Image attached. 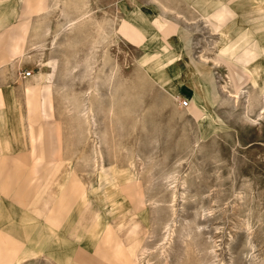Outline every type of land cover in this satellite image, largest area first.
Masks as SVG:
<instances>
[{"label": "rangeland", "instance_id": "rangeland-1", "mask_svg": "<svg viewBox=\"0 0 264 264\" xmlns=\"http://www.w3.org/2000/svg\"><path fill=\"white\" fill-rule=\"evenodd\" d=\"M150 1L112 0L110 7L97 8L93 0H47L48 13L38 8L32 12L36 43L31 79L39 77L45 87L32 85L26 91L37 108L42 104L41 113L37 111L34 117L41 114L40 120L56 130L60 176L73 182L71 195L61 200L60 209L70 206L71 196L79 198L88 185L92 187L81 206L90 197L95 200L88 214L77 215L62 232L73 239L86 216L83 228H109L117 220V226L138 231L133 236L128 230L125 240L135 242L128 249L135 255L145 251L144 264H203L205 260V264H264V96L251 77L237 83L230 80L220 59V36L184 3H176L180 8L166 15L176 25L160 18L158 4L153 17L160 18L175 39L178 26L190 31L189 55L178 39L169 47L149 21L139 28H145L139 40L125 35L124 25L142 15L138 8H130ZM161 1L168 6L171 0ZM234 1L241 9L240 13L232 10V22L249 28L247 19L260 13L258 1L253 10L244 7L253 0ZM123 8L130 11L128 16ZM27 24L20 26L23 37ZM254 29L252 38H257L264 33V23H257ZM151 31L157 32V39H146ZM20 52L22 55L23 50ZM146 52L150 53L149 63L153 62L144 65L142 62L148 63ZM202 65L212 70L216 85L218 98L210 103L189 85L188 73L198 80ZM177 77H185L184 85L173 94L165 83ZM19 94L24 98L23 88ZM182 100L190 102L188 109L182 108ZM91 104L93 117L89 115L87 120L81 112ZM19 107V112H27L24 105ZM3 111L7 112L6 106ZM3 122L0 130L6 127L5 119ZM34 122L40 127V121ZM39 131L42 152L43 132ZM0 140L7 146L6 152L0 150L1 165L10 160L15 182L24 183L28 172L37 168L30 162V147L21 145L20 152L11 155L12 138L2 135ZM47 163L40 168V183L46 182V171L51 168ZM1 172L4 175L3 167L0 176ZM132 175L137 181L126 183ZM24 185L16 199L28 220L16 222L19 228H39L44 219L27 215L28 199L36 186ZM70 187L66 186L69 192ZM132 194H140L146 201L144 210L136 214L129 202ZM43 197L36 205L50 213L52 209L48 212L45 204L53 208L54 201L49 204V193ZM5 219L8 223V216ZM50 225L57 228L56 219ZM167 225L176 234L165 260L160 253ZM116 230L117 240L124 243ZM186 231L192 236L183 244ZM85 251L93 255L89 248ZM98 255L103 259L102 253ZM46 263L41 259L33 264Z\"/></svg>", "mask_w": 264, "mask_h": 264}, {"label": "crops", "instance_id": "crops-1", "mask_svg": "<svg viewBox=\"0 0 264 264\" xmlns=\"http://www.w3.org/2000/svg\"><path fill=\"white\" fill-rule=\"evenodd\" d=\"M41 1L43 2V0ZM93 1L95 2L94 7L106 8L110 7L112 0ZM153 1L151 0L149 5L144 4L145 6L143 7L134 6L130 9L135 10V8H138L141 11L140 13L149 19V24L154 28V22L157 19H166V15L175 11V9L180 8L176 3H184L187 10H192L193 8L201 15L203 21L211 29L214 35L215 32L208 24L209 15L207 10H209V8L226 7L236 13H240L238 10L241 9V5H237L234 0H186L188 3H191L192 6H189L182 0H175V2L174 0H171L167 2L168 6L164 5L161 0ZM45 3H47V0H45ZM37 4L38 0H0V121L2 124H4V119L7 122L6 127L0 130V138L2 135L12 138L11 146L13 147L14 152H12L13 154L11 155H14L20 152L19 149L21 148V145H28L33 152V121H40V127L37 126V130L39 131L41 128V131L43 132V144L41 147L42 152L40 151V158H38L37 161L32 153L30 157V162H32L33 166H36L37 168L28 172L25 176L24 183L15 182L16 178L12 176L10 171L11 161L7 160L1 165L0 154V169L3 167L5 172L4 175L1 172L0 176V264H33L41 259L47 261L48 263L46 264H57V262L59 264H117L116 256L111 251L113 247L112 245H117V247L124 249L133 248L135 242H126L125 240V234L130 228H83V221H85L86 216L83 217L80 227L75 231L73 239L71 238L72 240L68 239L62 232V228H65L66 230L69 229L68 227L72 225L73 220L77 215H81L84 211H87L86 213L88 214L89 209L94 204L95 200L93 197L88 198L86 200H89L88 203L82 207L81 203L85 201L83 198L84 191L77 199L71 196L72 202L70 206H67L64 210L60 209L61 200L65 199L67 195H71L70 193L73 182H71L72 180L69 178L63 176L62 179V176H60V161L56 160V155H59L56 130L52 127L49 128L48 122V124L45 125V121L40 120L41 114L39 115V113H41V108L39 107L42 104H39L38 106L39 113L35 117L32 115L29 108V101L31 98L28 97L26 91L28 86L29 88H31L32 85L37 86L39 89H43L45 86L43 85L42 80L37 76H34L36 77V82L33 81L34 77L24 81H21L22 79L18 80L19 72L24 70L30 71L32 69V59L34 58L33 46L36 43V38H34L35 17H33L32 12L35 8H38ZM156 4L159 5L158 8L161 12L160 18L153 17ZM29 7L31 10L28 11L27 9ZM244 7L253 10L258 7V5L256 0H253ZM166 20L175 24L168 19ZM23 22L25 25L29 22V29L26 31L25 37H23V35L21 36L20 30V26ZM248 22L254 23V21ZM178 27L179 31L176 39L180 40L181 36L187 35L190 36L192 41V34L190 31L186 27ZM156 34V31H151L146 39H157ZM22 50L23 54L21 55L20 51ZM18 58L20 59L18 60ZM22 88L25 95L24 98L19 96V92ZM20 105H24V109L27 107V112H19ZM5 106L7 107V112L3 111ZM0 143L1 152H6L7 146L2 140H0ZM46 160L49 161L47 164H49L48 166L51 168L46 171V182L40 183L42 171L40 168L44 165ZM26 182H30L36 186V191L32 193L28 199L27 207L29 211L27 215L34 216L38 220H41L42 218L44 219L45 223L40 222L39 228H19V225L16 222V219H19L18 222L21 224L22 221L28 220V217L21 214L24 210L20 200L16 199L23 193V187ZM68 185H71L70 192L66 188ZM53 187H55V191L52 190ZM48 193L51 198V200L48 198L49 204L50 201H54V203H52L53 208L50 206L48 207L47 203L45 204L48 212L52 209L50 213L38 209L36 205L37 202L44 198L43 196ZM67 201H69V199H67ZM6 216H8L9 219L8 223L3 221ZM53 218L56 219L58 224L57 228H53L50 225V221H52ZM105 224L106 222L104 225ZM110 229H117L116 233L119 235L120 239L123 238L125 242L123 243L121 240H108L107 235ZM12 242L13 244H11ZM87 248L93 251L92 256L85 253ZM83 251L85 256L83 255ZM101 253L103 259H99L98 254Z\"/></svg>", "mask_w": 264, "mask_h": 264}, {"label": "bare ground", "instance_id": "bare-ground-1", "mask_svg": "<svg viewBox=\"0 0 264 264\" xmlns=\"http://www.w3.org/2000/svg\"><path fill=\"white\" fill-rule=\"evenodd\" d=\"M156 1H158V0H156ZM257 1L259 3V8L261 10H260V13L257 17H254L252 19H249V18L247 19V21H246L247 24L250 23L248 21H254V23L253 22L250 23L251 25L249 24V26H250L249 28L242 27L240 23L232 22L233 12L231 9H228L226 7H219V8L217 7V8H209V10H207V11H208V15H209L208 24L210 25L212 30L215 32V34H218L220 36V40H221V43L219 45L220 59L226 64V66L229 70L230 80L233 83H237L238 80L249 79L251 77L256 81L260 95L264 96V33H259L257 38H252L253 35L255 34L254 26L257 25V23H264V0H257ZM155 3H157V2H155ZM37 6H38V9H40V10L42 9L43 11H47V13H48V10L50 8L49 3L48 4L45 3V0H43V2L41 0H38ZM27 10L29 11V10H31V8L29 7ZM123 10L125 11L126 16H128L130 11L128 12V10L126 8H123ZM163 14H164V11H163ZM85 17L86 16H83V18H81V20L85 19ZM147 21H149V19L143 15L138 16V17H132L131 20L128 21L124 25V31L126 33L125 35H128L130 37H134V39L137 38L139 40L140 38H142V36L144 34L143 33L144 29H145V28H143V30L140 31L139 28L141 26L143 27L144 23H146ZM75 23H76V21H75ZM154 26H157V28L161 32L164 40L166 41V43L168 44L169 47H171L173 42L174 43L176 42V41H174L176 39L173 36H170V32L167 30V28L164 26V24L160 23L159 19H157L154 22ZM133 33L139 34L141 37L133 36ZM180 38L181 39L178 41L180 43L181 48H184L186 50V53L189 55L191 52V49H192L191 48L192 47V41L190 39V36L186 35V36H181ZM149 57H150V53L146 52L145 60H148ZM151 62H153V61H150V63ZM142 63L144 65L150 64L149 60H148V63H147V61L142 62ZM202 66H203V68H202V70L199 71L200 76H199L198 80L197 79L194 80L195 78H192L193 74L188 73L189 76L191 75L189 85L199 95H201L203 98H205L204 100H206L207 103H210L212 100H217V98H218L217 97V91H216V85H215L214 80H213L214 78H213V74L211 72L212 70L209 69L206 65H202ZM192 71H193V68L190 67V72H192ZM184 79H185V77H177L173 80V82H168L169 80L168 81L166 80L167 82L165 84L167 85V88L173 94H177L179 89L181 88V85H184V83H183ZM191 81H192V83H191ZM32 95H33V93H32ZM28 97L31 98V96H28ZM29 108H30V111H31L33 116L38 111V108L36 107L35 102L32 99H30V101H29ZM81 113H83L84 116L87 118V120H89L90 119L89 115H92V117H93V105L91 104L90 107H85ZM92 119H94V118H92ZM32 129H33V134H34L32 137V144H33L32 154L36 158V160L38 161V158H40V149L39 148H40V144L42 141V134L40 131L37 130L38 127L34 121L32 123ZM102 169H103V167H102ZM35 172H36V170H35ZM34 175H36V174H34ZM137 179H138L137 176L132 175L125 182L126 183L135 182V181H137ZM120 183H122V182H120ZM91 187H92V185H91ZM91 187H89V185L87 186L85 193H84V196H83L84 199L86 198L88 191H89V189H91ZM175 197H177V196H175ZM175 197H174V199H175ZM129 200H130L129 202L131 203L130 204L131 208L135 214L137 212L144 210L146 201L143 199L142 195L140 196V194H134V195L132 194L130 196ZM172 227H171V225H167L166 229H165L166 230L165 232H167L166 233L167 235H165L166 236L165 242H164L165 244L162 247V250L160 253V257L164 258L165 260L169 259V256H170L169 250L171 249V247L173 246V244L175 242V234H176L175 232L176 231H175L174 227L173 228ZM109 228H123V225L117 226V220H113V222ZM135 229L136 228H130L129 229V230H131V233L133 236L138 232V231H134V232H136V233H134L133 230H135ZM114 230L110 229L108 231L107 236H108L110 241H116L117 240L116 235L114 234ZM201 231H200V235H201ZM191 236H192L191 233L189 231H186L184 236H183L184 237L183 244H187L186 241ZM112 246L113 247H112L111 251L116 256L117 264H144L143 263L144 262L143 257L146 254L144 250H143V252L141 251L142 254L140 256H138V255H135L136 253L132 252L131 250L119 248V247H117V245L116 246L112 245ZM201 249H202V247H201ZM210 253L212 255H214V258L217 257L216 253L214 251H211ZM135 256H138V260H136L137 257L135 259ZM205 261L203 264H205ZM208 264H210V263H208Z\"/></svg>", "mask_w": 264, "mask_h": 264}, {"label": "built area", "instance_id": "built-area-1", "mask_svg": "<svg viewBox=\"0 0 264 264\" xmlns=\"http://www.w3.org/2000/svg\"><path fill=\"white\" fill-rule=\"evenodd\" d=\"M18 76L22 80H27V79H30L32 77V72L24 70V71L19 72ZM181 106H182L183 109H188V107L190 106V102L187 101V100H182Z\"/></svg>", "mask_w": 264, "mask_h": 264}]
</instances>
